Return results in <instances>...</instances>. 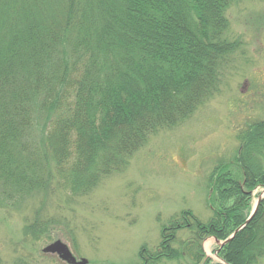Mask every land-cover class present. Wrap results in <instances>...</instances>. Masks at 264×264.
<instances>
[{"label": "trees", "instance_id": "1", "mask_svg": "<svg viewBox=\"0 0 264 264\" xmlns=\"http://www.w3.org/2000/svg\"><path fill=\"white\" fill-rule=\"evenodd\" d=\"M236 1L0 0V192L45 189L53 164L63 189L85 194L189 119L221 91L239 50L226 36ZM237 139L240 179L228 165L215 169L212 219L182 213L163 227L156 252L142 249V264H211L203 242L226 240L246 222L253 193L264 189V121ZM219 256L260 264L264 201Z\"/></svg>", "mask_w": 264, "mask_h": 264}, {"label": "rangeland", "instance_id": "2", "mask_svg": "<svg viewBox=\"0 0 264 264\" xmlns=\"http://www.w3.org/2000/svg\"><path fill=\"white\" fill-rule=\"evenodd\" d=\"M227 18L226 36L240 47L225 67L221 91L177 127L153 136L123 171L77 195L63 189L50 164L45 189L23 197L0 192V264H64L44 252L56 241L88 264H141L142 249L156 252L163 227L182 213L205 224L212 219L208 197L215 169L235 161L242 129L264 121V0H237ZM230 170L240 179L237 166ZM189 236L185 231L177 238ZM217 248L213 239L203 242L211 264L218 261Z\"/></svg>", "mask_w": 264, "mask_h": 264}, {"label": "water", "instance_id": "3", "mask_svg": "<svg viewBox=\"0 0 264 264\" xmlns=\"http://www.w3.org/2000/svg\"><path fill=\"white\" fill-rule=\"evenodd\" d=\"M264 200V191L260 194V196L258 197V200L256 202V205L253 209V212L251 213L250 217L248 218V220L246 221L245 224H243L241 227H239L226 241L224 242H218V244L220 245V247H223L227 244H229L230 242L233 241V239L236 237V235L241 232L242 230H244L248 224L253 220V218L255 217L259 206L261 204V202ZM45 253H54V254H58L59 257L69 263V264H87V260H82L80 262H77V260L75 259V257L72 255V253L70 252L69 248L67 247V245H65L64 243H62L61 241H57L56 243L50 245L49 247H47L44 250ZM218 253H216V258L218 259V261L221 264H227L225 263L221 258L218 257L217 255Z\"/></svg>", "mask_w": 264, "mask_h": 264}]
</instances>
